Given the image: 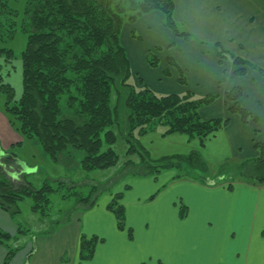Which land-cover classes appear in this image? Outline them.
Masks as SVG:
<instances>
[{
    "label": "trees",
    "instance_id": "trees-1",
    "mask_svg": "<svg viewBox=\"0 0 264 264\" xmlns=\"http://www.w3.org/2000/svg\"><path fill=\"white\" fill-rule=\"evenodd\" d=\"M12 1L21 0H0V56L6 64L12 65L16 53L4 43L13 39L18 31L27 35L20 53L22 92L17 98L13 85L5 81L4 65L0 64V108L25 140L38 141L45 158L64 167H70L69 160L73 159L76 162L72 161L73 165L86 173L116 168L119 155L114 145L118 127L129 145L128 158L121 166L125 173L130 165L136 169L148 161L159 163L152 166L156 169H132L130 176H149L161 172L159 168H174L188 161L208 170V163L197 151L153 158L140 140L162 128L163 136L185 134L198 138L203 146L209 136L229 121L201 116V108L213 102L217 95L197 97L191 90L159 95L141 78L138 86L129 82L136 74L122 43L127 23L160 12L164 15V24L176 35L192 37L191 32L177 28L174 0H25L22 11L14 8ZM132 35L135 36L134 30ZM216 45L220 47L219 62L224 60L226 52L230 53L237 76L246 75L249 68L264 75L263 68L230 52L219 42ZM158 60L148 56L152 66H157ZM167 63L178 70V82L187 87L184 70L172 57L167 58ZM165 75L169 76L170 72L166 70ZM224 95L231 113H238L244 123L257 122L258 118L241 104V87L235 86ZM255 149L258 156L241 162L236 167V176L250 184L261 185L264 184V141L255 142ZM4 153L8 156L3 157ZM135 154L139 155L138 162L130 158ZM16 156L13 151L3 152L0 146V174L4 172L3 166H13L12 158ZM24 175L20 177L21 182H14L5 174L0 179V208L13 216L28 199L34 212L51 218L54 193L69 190L61 193L60 200L78 193V181L47 178L43 184L34 185ZM121 198L122 193L116 194L108 208L117 217L118 227L125 229V209L118 202ZM75 203L89 207L95 203V196L93 193L80 196ZM131 231L129 229V234ZM17 238L0 228V244L7 248L5 263L19 249L14 245ZM98 241L96 236H83L79 257L91 259Z\"/></svg>",
    "mask_w": 264,
    "mask_h": 264
},
{
    "label": "crops",
    "instance_id": "crops-1",
    "mask_svg": "<svg viewBox=\"0 0 264 264\" xmlns=\"http://www.w3.org/2000/svg\"><path fill=\"white\" fill-rule=\"evenodd\" d=\"M174 2L177 20L196 19L202 28H221L222 33L214 40L264 69V0ZM227 6L228 15L221 14ZM197 9L202 11L201 20L193 16ZM242 10H246L245 16L241 15ZM210 12L212 16L207 18ZM152 13L149 18L139 19H143V28H147L146 19L155 18ZM159 17L162 18L160 13L156 19ZM126 37L129 40L124 45L133 72L155 93L181 94L191 90L196 94H216L217 99L201 108V116L229 120L203 146L198 138L185 134L163 136L156 131L141 137L153 158L197 151L210 165L223 164L233 157L243 162L258 156L255 142L264 141V75L249 68L246 75L237 76L232 61L220 63L217 49L208 54L209 47L195 42L171 47L161 66H152L148 62L152 47L128 48L131 38ZM169 40H174L171 34ZM167 57L176 58L186 70L187 87L178 82L175 70L169 69ZM166 70H171L172 75H165ZM235 86L243 89L241 104L258 118L257 122L244 123L238 113L229 111L224 93ZM30 141L31 145L38 143L35 139L25 140L0 108L3 152L13 151L19 156L21 148ZM173 171L153 177L164 186L158 193V185L150 176H128L129 188H122L121 203L131 234L118 227L115 214L108 208L111 198L107 196L85 211L80 208L67 215L66 220L54 226L41 216L37 221L39 235H34L33 241L28 237L31 228L20 218L21 206L16 216L0 208V228L18 237L14 245L19 247L5 263L7 248L0 244V264H264V184L238 181L229 187L228 183L216 184L211 179L181 178ZM178 197L185 203V212L174 202ZM28 210L36 213L31 205ZM83 236L99 238L95 253L88 260L79 257Z\"/></svg>",
    "mask_w": 264,
    "mask_h": 264
},
{
    "label": "rangeland",
    "instance_id": "rangeland-1",
    "mask_svg": "<svg viewBox=\"0 0 264 264\" xmlns=\"http://www.w3.org/2000/svg\"><path fill=\"white\" fill-rule=\"evenodd\" d=\"M25 0H21L20 2L16 3L12 1L13 7L18 9L19 11H22L24 7ZM240 9V7L238 8ZM223 10V9H222ZM202 11H199L198 9L194 11L193 16H195L197 19L201 20L202 18ZM158 13H152L155 18H150L146 19L147 21V28H143V19L142 20H137L134 23H127L123 29L122 33V43H126L127 36H129L131 41L129 44H126L128 48L139 45L142 47H149L152 50L148 52V55L150 58H158V67L161 66V63L164 61V54L170 49L171 47H180V45L184 46L186 43L191 44L195 42V44L201 43L209 47V52L208 54L212 53V49H217L219 51L220 47H217L216 43L219 41L214 40L215 37L219 36L222 31H220L221 28L213 30L212 28H202L198 25L197 20L195 19H183V20H177L175 18L174 14V20L177 23V28L179 31H188L191 32L192 37L190 39L185 38L183 35H176L175 32L168 26L164 24L165 19L164 15H162V18L156 19L158 16ZM151 14V13H150ZM221 14H227L228 15V6L223 11ZM242 16L246 15V10H242L241 13ZM212 13L210 12L208 17H211ZM143 17V16H142ZM149 18V15L146 14L144 15L143 18ZM226 18V16H225ZM149 20V21H148ZM20 19H18V22ZM149 22V23H148ZM225 24H223L224 26ZM134 30L135 36L132 35V31ZM172 35L174 37V40L171 41L169 40V35ZM202 36V37H201ZM205 37V39H203ZM201 39L205 40L202 41ZM225 40V39H224ZM27 41V35L24 32L18 31V33L15 35L13 39H11L9 42L4 43L7 47H10L14 50L16 53V58L12 61L13 64H6L7 62L4 60L2 56H0V64H3V69L2 73L5 76V81L10 82L14 89H15V95L18 98L21 95L22 92V65H21V59H20V53L24 49ZM223 41V40H220ZM220 43V42H219ZM224 48L227 50H230L228 47L224 45L223 42L220 43ZM231 52V50H230ZM233 53V52H232ZM236 54V53H234ZM237 55V54H236ZM225 58L224 60L220 63H224L225 61H231V55L230 53L226 52L225 53ZM168 58V57H167ZM219 59V58H218ZM175 62L179 65L180 68L184 70V75L187 80V73L186 70L179 64V61L174 58ZM167 61V60H166ZM144 64V61H140V66L142 67ZM169 69L175 70L177 73V77H179V72L178 70L169 65ZM254 69V68H253ZM170 70V75H172V71ZM257 70V69H254ZM10 71V72H9ZM258 72H260L258 70ZM10 73V74H9ZM137 75V76H136ZM135 76H132L130 79V83L135 84L138 86V79L141 78L139 74L137 73ZM139 77V78H138ZM187 86H188V80H187ZM202 90H204L203 86L200 85ZM232 89V88H231ZM202 92V91H201ZM207 93V92H203ZM196 94V93H195ZM160 95V93H159ZM207 95H216V94H207ZM197 97H203L205 95L203 94H196ZM218 97V95H217ZM217 99V98H216ZM125 126V124H124ZM123 127V125L121 126ZM116 133L118 135V139L114 145V148L116 152L119 155V163L116 168H111V169H106V170H99V171H94V172H84L81 170L78 166L73 165L75 162L73 159L69 160V166L70 167H64L60 164L52 162L50 159L45 158L43 156L42 149H40L38 143H35L34 145H31L32 141L25 143L24 147L21 148L19 158L23 159V162L31 167V171L27 172L24 176L25 179L28 181H32L34 185H40L43 184L45 180L50 179H59V178H67L69 180H74L78 181V184L76 188V191L78 193L74 194L72 193L71 198L66 199V200H60V195L61 193H66L69 190H65L59 193H54V199L53 202L51 203V218H47L50 220V223L54 226V224H59L57 220L64 219L67 215L72 214L75 211H78L80 208H82V211H85L88 209V207H83L81 205H77L75 202L80 196H88L90 194H94L95 196V202L97 203V200L99 198L105 199V196L107 198H111L109 200H113L115 198L116 194L122 193V188L125 189L126 186H129L128 184V179L130 175H128L129 172L132 171V169H135V166H125L127 172L123 171L121 168L122 164H124V161L127 160V151L129 148V145L126 141V139L122 136L120 133L119 128H115ZM126 130V129H125ZM159 132H163L162 128H158ZM38 142V141H36ZM42 152V153H41ZM76 155V152H74ZM77 156V155H76ZM135 161H139V155L135 154L134 156H131ZM161 158V157H160ZM22 161V160H21ZM73 161V162H72ZM188 161V160H187ZM30 163V164H29ZM76 163V162H75ZM236 158H230L227 162L223 164H208V170L202 169L200 166H196L192 164L191 162H187V164H182L179 166H174V168H159L161 172L149 175L150 178L160 176L161 174H167L165 171L167 170H174L173 174L174 175H180L179 177L185 178V179H192L195 181L199 180H204V179H211L214 181L216 184H226V183H232L233 185L238 182V181H243L242 178H239L236 176V167L240 164ZM159 163L156 164V162L153 161H148L144 165L138 166L135 170L136 171H141V170H149L152 169L154 165H158ZM225 165V166H223ZM73 166V167H72ZM156 169V168H153ZM30 173V174H28ZM3 174H0V179L3 178ZM6 175V174H5ZM16 175V174H15ZM9 176L16 179V176H13L9 173ZM22 177V176H21ZM176 177V176H175ZM133 178V177H132ZM153 178L155 185H158L156 191L157 193L160 191V189H164L163 183L159 181L158 179ZM127 179V180H126ZM21 182V180L19 181ZM248 183V182H247ZM160 184V186H159ZM169 192V191H168ZM174 200V197H173ZM172 200V204H173ZM122 201V198L118 200L120 204ZM30 200H25L20 204L21 210H22V215H21V220L24 223V225H28L31 228V233L28 236L29 239L32 241L34 240V235H39V229H38V223L37 221L39 218L42 216L39 213H32L30 210H28V206L31 205ZM174 202H177L179 209L185 212V207L184 204L180 198H176ZM73 207H78L75 210H73ZM85 208V209H84ZM81 211V210H80ZM112 212V211H111ZM56 215V216H55ZM115 216V215H114ZM43 217V216H42ZM115 218H117L115 216ZM126 223V230L127 232L129 231V226H127ZM212 227V226H209ZM25 229V228H24ZM28 234V232H27Z\"/></svg>",
    "mask_w": 264,
    "mask_h": 264
},
{
    "label": "water",
    "instance_id": "water-1",
    "mask_svg": "<svg viewBox=\"0 0 264 264\" xmlns=\"http://www.w3.org/2000/svg\"><path fill=\"white\" fill-rule=\"evenodd\" d=\"M15 162L22 167L23 172H26V173L29 171L32 172L31 168L29 166H27L23 161H21L19 159H15Z\"/></svg>",
    "mask_w": 264,
    "mask_h": 264
}]
</instances>
